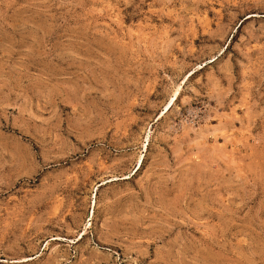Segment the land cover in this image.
I'll return each instance as SVG.
<instances>
[{"label": "rangeland", "instance_id": "rangeland-1", "mask_svg": "<svg viewBox=\"0 0 264 264\" xmlns=\"http://www.w3.org/2000/svg\"><path fill=\"white\" fill-rule=\"evenodd\" d=\"M0 264H264V0H0Z\"/></svg>", "mask_w": 264, "mask_h": 264}, {"label": "bare ground", "instance_id": "bare-ground-1", "mask_svg": "<svg viewBox=\"0 0 264 264\" xmlns=\"http://www.w3.org/2000/svg\"><path fill=\"white\" fill-rule=\"evenodd\" d=\"M175 95H176V93H175ZM172 101V100H171ZM170 101V103H169V106L168 107H170L171 105H172V102Z\"/></svg>", "mask_w": 264, "mask_h": 264}]
</instances>
